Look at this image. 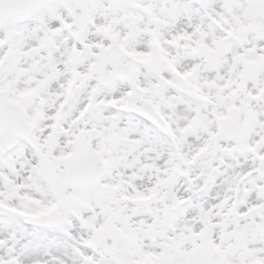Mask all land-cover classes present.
<instances>
[{"label": "snow or ice", "instance_id": "obj_1", "mask_svg": "<svg viewBox=\"0 0 264 264\" xmlns=\"http://www.w3.org/2000/svg\"><path fill=\"white\" fill-rule=\"evenodd\" d=\"M0 264H264V0H0Z\"/></svg>", "mask_w": 264, "mask_h": 264}]
</instances>
